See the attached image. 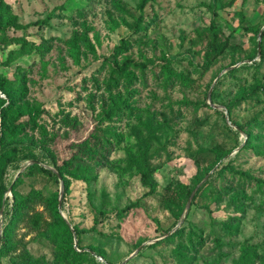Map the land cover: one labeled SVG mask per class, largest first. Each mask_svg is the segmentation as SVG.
I'll return each instance as SVG.
<instances>
[{
  "label": "rangeland",
  "instance_id": "374dc122",
  "mask_svg": "<svg viewBox=\"0 0 264 264\" xmlns=\"http://www.w3.org/2000/svg\"><path fill=\"white\" fill-rule=\"evenodd\" d=\"M3 1L22 24L46 21L0 34V74L18 80L20 91L12 101L1 95L9 106L7 121L16 110L33 113L30 122L20 118L23 127L15 137L3 138L21 149L2 181L9 187L19 176L16 190L22 194L56 193L60 213L82 231L55 241L42 235L49 215L37 203L41 225H18L17 251L0 256V264H22L13 257L21 252L38 264H233L244 250L245 264H264V187L253 179L264 178V0H153L142 11L139 0ZM140 14L142 29L136 31ZM212 23L228 46L205 65ZM75 33H86L92 44L78 42L77 59L65 43ZM10 50L17 53L8 59ZM105 57L147 68L140 73L130 67L137 79L130 85L121 80L108 91ZM117 92H128L132 112L102 123L114 137L94 172L66 175L67 192L62 178L37 168L20 173L34 162L53 167L51 153L59 161L68 157L71 142L84 137L83 126L88 130L100 113L102 97ZM241 93L248 97L228 115L224 105ZM146 119L159 128L155 138L142 125ZM248 121L249 137L236 125ZM148 138L152 194H145L135 169L126 167L128 152L137 155ZM177 183L193 192L187 212L190 194ZM10 204L11 199L2 208L0 234ZM65 244L86 253L66 255Z\"/></svg>",
  "mask_w": 264,
  "mask_h": 264
},
{
  "label": "trees",
  "instance_id": "16d2710c",
  "mask_svg": "<svg viewBox=\"0 0 264 264\" xmlns=\"http://www.w3.org/2000/svg\"><path fill=\"white\" fill-rule=\"evenodd\" d=\"M150 1L153 0H139V9L142 11L144 5ZM76 13L78 16L82 17H84L86 14L82 8H77ZM44 21H46V18L36 20L28 24H22L17 20V15L11 12L9 5L3 0H0V34L9 28H25L30 24H38ZM142 21L143 19L140 14V16L134 20V30L137 31L142 29ZM207 31L208 42L203 55L205 65L211 64L212 61L215 60L221 53H223L225 48L228 46V41L226 39H220L217 27L214 23L208 26ZM254 31L258 32L259 28L254 29ZM260 34L262 37H264V32H261ZM78 42H84L86 46L92 48V44L90 43L86 33H75L70 40L65 41V43L72 48V54L75 56V58L78 54ZM36 47H38L40 51L46 49L44 45H36ZM18 51H21V48H19ZM260 51V57H264V48H261ZM15 53H17L16 50H10L8 59H11ZM104 63H107L110 67L107 78L104 82V85L108 91L111 90L112 85L116 87L121 80H123L126 85H130L132 80L137 79V76L132 74L130 67L139 70L140 73H143V70L147 68L145 63L136 62L128 58L123 59L122 63L118 65L114 60H112L111 57H105ZM162 66L165 67L163 64ZM165 69L167 70L166 67ZM17 75V79L21 80L19 73H17ZM18 86V80H8L5 76L0 74V214H2V208L6 206L7 201L11 199L10 207L6 210L9 213L8 217L1 226L2 231L0 234V256L13 255L17 251L19 244H17L14 238L16 236L15 229L18 227V225L29 222L36 229L41 225L40 212H36L35 210L37 203L43 204L49 215V219L43 221V227L41 229L42 235L49 236L51 240L55 241L61 240L68 235L70 236L72 233L76 236H79L82 231L75 225L70 227L67 219L61 215L60 209L58 208V196L56 193L43 196L39 190L32 189L29 193L22 194L16 190L17 183L21 182L19 176L9 187L6 186L2 181L6 166L16 160L17 153L21 149V144L13 141L4 142L3 138L15 137V134L23 127L24 122L20 120L21 117H27L26 122L33 120V113L29 109H23L16 110L14 112V116L11 118V121H7L9 106H3L4 100L1 98V95L6 96L10 101H12L13 98L19 95L20 91H17L19 89ZM258 88H260V86H258ZM127 95L128 92L125 95L117 92L116 94L110 93L108 97H102L100 113L97 116H93V123L88 130L87 124L86 129L83 126V129L86 131L84 137L74 140L75 142H71L70 147L72 151L68 157L59 161L55 157V154L51 153L50 159L53 167L37 165V163L34 162L29 164L26 169L20 173L23 175H31L34 168H37L42 173L52 176L55 179L60 177L64 181V192H67L68 180L66 175H89L95 171V165H102L104 153L111 147V139H113L114 135L112 133L107 134V128L102 127L101 125L103 122H110L113 118H116L119 115H124L126 112H132V108L127 102ZM246 97H248L247 93H241L236 96L230 104L224 105L228 115L230 114L231 107ZM91 101L92 100L89 99L88 103L89 107L91 108V112L93 113ZM249 123L251 122L248 121L244 124H236L238 130L243 132L247 137L250 136V129L247 126ZM142 125L148 131L149 138H155V131H157L159 128L153 126L150 119L143 121ZM72 128L74 129V126H72ZM149 138L147 141H145L142 149L137 155L128 152L126 165L127 168L135 169L139 183L143 187L147 188L145 194H152L155 192V181L153 179L154 170L149 161ZM227 168L237 172L231 166H227ZM253 179H255L257 188L264 187V178ZM200 180V178H197L195 184L199 183ZM208 184V180L205 181L204 185H202L200 189V192L203 190L205 191L208 187ZM175 187L187 194L189 193V190H187L184 185L177 183ZM8 190H10L11 196L7 194ZM205 207L208 208L207 205H205ZM226 229L227 231L232 232L230 228ZM76 245L78 248L81 247L79 240L77 241ZM62 249L66 255L72 253L73 255L79 257L86 253V251L77 250L70 244H65ZM13 257H19L22 264L39 263L38 259L31 261V257L28 252H21L18 256ZM246 257L247 253L244 250L242 255L233 261V264H245Z\"/></svg>",
  "mask_w": 264,
  "mask_h": 264
},
{
  "label": "water",
  "instance_id": "95a60500",
  "mask_svg": "<svg viewBox=\"0 0 264 264\" xmlns=\"http://www.w3.org/2000/svg\"><path fill=\"white\" fill-rule=\"evenodd\" d=\"M208 96H210V91L208 92ZM241 133H243V132H241ZM243 134H244V133H243ZM59 179H60V177H59ZM198 184H200V182H199ZM198 184H197V185H198ZM9 189H10V188H9ZM60 194H62V190H60ZM192 195H193V192H191L190 197H189L188 200H187L185 212H187V209H188V207H189V205H190V199H191ZM58 208L60 209V200L58 201ZM61 215H62V214H61ZM62 216L66 219V217H65L64 215H62ZM67 222H68V221H67ZM0 225H1V224H0Z\"/></svg>",
  "mask_w": 264,
  "mask_h": 264
}]
</instances>
